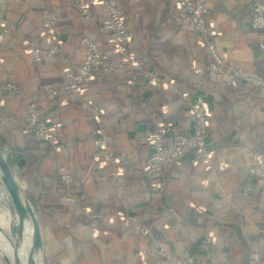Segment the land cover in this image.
Listing matches in <instances>:
<instances>
[{
  "label": "crops",
  "instance_id": "crops-1",
  "mask_svg": "<svg viewBox=\"0 0 264 264\" xmlns=\"http://www.w3.org/2000/svg\"><path fill=\"white\" fill-rule=\"evenodd\" d=\"M128 26L135 32L133 56L144 68L156 70L160 85L127 66L112 74L95 72L81 94L66 90L69 67L84 61V43L95 40L110 62L119 55L103 27L102 5L84 19L68 0H0V21L17 27L0 39V144L2 154L41 224L45 260L49 264H142L140 255L153 237L168 239L177 257L191 251L199 264H264V196L256 190L251 169L264 156V89L238 81L224 85L210 75L209 49L183 27L178 0H118ZM264 0H209L211 42L229 64L264 79L261 56L264 31L252 28V3ZM58 17L61 55L37 63L31 46L47 50L54 42L43 28L48 15ZM65 57L67 61L61 60ZM19 89L15 93L7 84ZM46 89L59 92L46 95ZM205 93L209 109L212 167L193 162L188 154L166 179L163 197L150 193L148 157L153 150L150 115L161 114L176 132L190 134V102ZM35 105L49 123L60 122L64 144L55 151L26 130ZM110 148L126 154L120 184L111 169L99 163L94 146V108ZM74 177L73 192L65 191L59 175ZM104 215L100 230L83 213ZM136 218L139 227L129 231ZM212 236L210 245L206 236ZM0 264H4L0 259Z\"/></svg>",
  "mask_w": 264,
  "mask_h": 264
},
{
  "label": "built area",
  "instance_id": "built-area-1",
  "mask_svg": "<svg viewBox=\"0 0 264 264\" xmlns=\"http://www.w3.org/2000/svg\"><path fill=\"white\" fill-rule=\"evenodd\" d=\"M8 2H23V0H6ZM70 6L75 9L84 19L92 17V8L102 5L107 13V21L103 27L114 43L119 55V62L115 65L110 62L108 52L102 49L93 39H87L84 43V61L78 68L69 67L65 77L68 80L66 90L74 94H81L84 88L89 85L95 77V72L100 69L105 74H111L115 70H123L127 66H138L140 74L144 75L151 82L160 85L162 77L155 70L144 68V64L138 61L132 54L131 46L135 39V32L128 26L123 12L117 0H68ZM179 11L183 17V27L192 30L197 36V45L209 49L213 61L207 68L210 75L222 76L224 85H234L238 81L264 89V79L239 69L229 64L225 56L220 55L215 44H212V30L208 23L209 0H178ZM252 28L257 31H264V5L255 2L251 6ZM58 17L51 12L43 28L54 42L53 47L42 50L31 46L29 52L37 63H41L44 57L61 55L59 40L56 35ZM17 27L7 19L0 21V39L9 34H15ZM261 56L264 61V44L261 49ZM61 60L67 61L65 57ZM6 89L19 93L20 89L14 84H7ZM49 97L59 94L53 89H46ZM190 113L192 120V131L190 134H175L166 125L161 114L153 112L150 115V122L153 126V150L148 157V175L150 181V193L155 199L163 197L166 179L168 174L180 164L188 154L193 155V162L203 164L208 168L212 167L213 158L208 149L209 143V109L205 96L197 95L190 102ZM95 129L92 133L94 146L102 150L99 156V163L111 169V176L120 184L121 165L126 154L117 155L110 148L109 138L105 135L100 122V110L94 108ZM63 128L60 122H47L41 112L32 105L29 121L26 125L28 133L32 134L38 141L49 144L55 151L63 149V143L59 131ZM251 174L256 178L255 188L264 196V156L259 158L258 166L251 169ZM63 182L70 186L73 176L62 175ZM83 213L89 218L91 227L100 230L104 215L101 213H90L84 208ZM139 227V221L132 218L129 221V231L133 232ZM140 228V227H139ZM141 235L147 238L150 243L148 252L140 255L142 264H199L196 256L191 251H186L181 257L175 256L168 249V239L153 237L150 230L141 227ZM212 236H206L205 243L212 244ZM264 247V236H263Z\"/></svg>",
  "mask_w": 264,
  "mask_h": 264
},
{
  "label": "water",
  "instance_id": "water-1",
  "mask_svg": "<svg viewBox=\"0 0 264 264\" xmlns=\"http://www.w3.org/2000/svg\"><path fill=\"white\" fill-rule=\"evenodd\" d=\"M0 191H6L9 195V204L11 214L18 217V221L11 225L13 245V260L10 256L0 248L1 258L6 264H39V259L44 253V241L41 231V224L34 208L27 201L13 171L6 159L0 152ZM2 200L0 199V206ZM26 224H30L32 228V247L28 253L27 261H24L20 255V246L24 238ZM0 232L2 228L0 227Z\"/></svg>",
  "mask_w": 264,
  "mask_h": 264
},
{
  "label": "rangeland",
  "instance_id": "rangeland-1",
  "mask_svg": "<svg viewBox=\"0 0 264 264\" xmlns=\"http://www.w3.org/2000/svg\"><path fill=\"white\" fill-rule=\"evenodd\" d=\"M118 3H119V1H118ZM119 6L122 10V6L120 3H119ZM122 12H123V10H122ZM0 149L3 151V147L1 146V144H0ZM24 195H25V193H24ZM0 199L2 200V203L0 206V227L2 228V232H0V248L4 249V251L10 256V259L13 260L14 250H13V246L10 242V240L12 239L11 225L13 223L17 222V218L15 215L13 216L11 214L10 204H9L10 199H9V195L6 191H0ZM31 206L33 207V205H31ZM25 236L26 237L24 239V246H25L24 254L26 257H28V253L32 247V234H31V229L28 225L26 226ZM0 259H2V258L0 257ZM2 261L4 262L3 259H2ZM39 261H38L39 264H49L48 261L45 260L44 253L40 257ZM4 264H6V263L4 262Z\"/></svg>",
  "mask_w": 264,
  "mask_h": 264
},
{
  "label": "trees",
  "instance_id": "trees-1",
  "mask_svg": "<svg viewBox=\"0 0 264 264\" xmlns=\"http://www.w3.org/2000/svg\"><path fill=\"white\" fill-rule=\"evenodd\" d=\"M98 70H100V69H98ZM154 70V69H153ZM116 71V70H115ZM156 71V70H155ZM158 72V71H157ZM113 73V72H112ZM111 73V74H112ZM197 95H205V93H202V92H200V93H198V94H196L195 96H197ZM153 112H157V111H153ZM164 120V122L166 123V121H165V119H163ZM166 125L170 128V130L173 132V133H175V134H182V133H178V132H176L171 126H169V124H167L166 123ZM63 143V142H62ZM209 145V144H208ZM63 146H64V144H63ZM64 148V147H63ZM0 152L2 153L3 151L0 149ZM127 159V156H126V158L123 160V162L125 161ZM122 162V163H123ZM73 179H74V177H73ZM59 180H60V182H62V185L64 186V189H65V191H68V193L70 194V193H72L73 192V184L75 183V179H74V182L70 185V186H67L64 182H63V180H62V174L61 175H59Z\"/></svg>",
  "mask_w": 264,
  "mask_h": 264
},
{
  "label": "bare ground",
  "instance_id": "bare-ground-1",
  "mask_svg": "<svg viewBox=\"0 0 264 264\" xmlns=\"http://www.w3.org/2000/svg\"><path fill=\"white\" fill-rule=\"evenodd\" d=\"M16 216V215H15ZM16 218H17V221H18V217L16 216ZM29 226L30 227V229H31V234H32V228H31V225L30 224H26V226ZM25 233H24V238H23V240H22V243H21V246H20V255H21V258H22V260L24 261V263H26V261H27V257L25 256V254H24V248H25V246H24V239H25ZM12 244V243H11ZM32 244H33V242H32ZM13 246V245H12ZM0 257H1V255H0ZM40 262V261H39Z\"/></svg>",
  "mask_w": 264,
  "mask_h": 264
}]
</instances>
